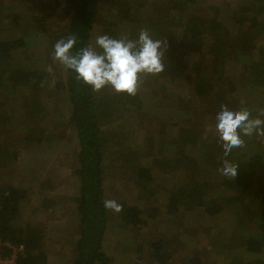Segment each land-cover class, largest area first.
<instances>
[{
	"label": "trees",
	"instance_id": "obj_1",
	"mask_svg": "<svg viewBox=\"0 0 264 264\" xmlns=\"http://www.w3.org/2000/svg\"><path fill=\"white\" fill-rule=\"evenodd\" d=\"M150 1L0 0V57L8 58L11 63L8 86L33 83L29 78L34 73H28L29 76L24 74L22 63L25 62L18 61L14 53L24 51L35 36L48 37L54 46L58 40L75 35L77 42L72 49L74 55L83 48L91 47V33L100 17L102 3L106 2V9L111 8L109 14H106L108 33L113 32L114 39H130L134 33L133 20L138 21L139 26L146 24L154 35L152 38L162 42V60H168V66L156 76L175 83L179 77L188 73L187 83L190 88L188 94L174 95L184 102L177 113L179 121L172 123V130L177 129L181 136L173 140V136L164 134L167 124L159 123L160 127L157 125L156 129H159L160 134L155 139L153 136L156 130H153L148 133L147 139L150 140L144 147H137L134 151L128 145V150L123 151L121 147L124 144L121 143L124 134H118L115 130L117 127L113 128L111 124L124 119L126 129L130 132L137 128L131 120L139 115L141 121L144 117L152 119L153 112L150 113L145 107L138 92L134 96L118 94L111 86L95 92L83 82L77 81L74 72L65 69L66 82L62 87L71 105L68 126L74 129L77 141L76 167L71 172V177L77 181L75 194L66 198L67 203H64L62 197H55L56 189L51 184L57 177L53 179L47 175L30 182L32 190L25 184L14 185L9 180L6 184L0 183V238L12 244H23L26 251L25 256L18 257L15 264H48L49 257L45 249L46 225L33 224L21 218L26 208L34 204V200L38 201V206L33 209L36 213L43 211L48 215L58 205L64 206V216L71 218L76 239L70 251L69 264H112L114 259L105 251L110 217L109 210L103 207L106 199L104 181L108 176L115 175L117 169L124 168L125 164L120 161L129 156L128 151L132 150L137 163H141L147 157H152L154 141L160 148L168 139L176 150L175 156L162 165L163 171L169 169L173 177L180 172L183 174L181 173V178L175 179L179 184L172 191L166 210L176 212V208L183 205L194 213L218 217L225 210L222 199L232 203L239 200L234 213L246 212L253 226L249 224L251 220L238 225L239 232H243L240 235L239 249L237 255L229 253V257L224 258L225 264H264V139L245 137V143L252 142L258 147L249 151L248 155L242 152L229 159L238 165L237 175L231 179L223 177L218 171L221 166L215 161V143H211V149L206 147L202 139L203 133L197 129L206 114L210 113L209 119H215L222 104L231 110L242 106L264 108V105L258 107V101L241 103L239 100L240 94L244 92L256 95L261 94L258 92L264 89V44L260 45L258 41L264 38V0H212L209 3L212 16L205 17L190 10L199 8L202 3L207 4L209 0H153L155 4L151 10L149 7L146 9ZM221 8L228 9L225 11L226 19L219 17ZM207 34L215 39L209 45L210 49L205 51L202 43ZM133 35L136 40L138 35ZM228 56H233L243 70L237 80L231 78L230 73L225 70ZM204 58L208 61H204ZM203 68L205 75L201 71ZM152 88L155 89V86ZM38 98L34 95L29 99V108H43ZM202 111L206 113L199 117ZM183 112L189 118H196L198 123L191 124L190 127L182 117ZM255 114L253 111V115ZM107 127H111V130ZM24 136L23 140L28 143L44 141L42 134L38 136V133L31 130H26ZM7 139L8 137L4 139L0 134V181L9 161L12 160L13 163L20 156V152L16 151L15 141ZM215 140L219 144L218 138ZM115 145L122 151L114 149ZM240 150L241 148L236 149V152ZM219 151L223 152L221 147ZM128 167L130 173L136 176L141 194L146 195L139 198L147 200L155 192L150 184L154 182L151 177L153 165ZM248 167L250 172L247 176L244 172ZM208 171L218 173L213 183L205 176ZM255 188L258 190L254 193ZM130 195L132 196L131 193ZM252 195L258 205L256 208H260L257 211L252 210L248 201ZM120 204L123 205V210L116 216L120 218L122 227L127 228L126 231L148 228V221L143 219V213L147 212L148 207L131 205L127 198L121 200ZM260 213L263 218H258L260 225H257L253 221L257 220ZM232 226L233 229L236 228L235 225ZM140 249L135 256V264L174 262L173 248L166 238L161 237L149 243L147 259ZM4 253L7 254V250ZM211 253L215 257L219 255L215 251ZM209 262L198 255H190L184 264H210ZM214 264L218 262L215 261Z\"/></svg>",
	"mask_w": 264,
	"mask_h": 264
},
{
	"label": "rangeland",
	"instance_id": "obj_2",
	"mask_svg": "<svg viewBox=\"0 0 264 264\" xmlns=\"http://www.w3.org/2000/svg\"><path fill=\"white\" fill-rule=\"evenodd\" d=\"M142 1V0H140ZM212 0H209L208 3L200 4V7L197 9L191 8V12L200 15V17L205 16H212L211 13L213 11L209 10V3ZM155 2L151 0L148 5L146 6L148 9L151 10L154 7ZM106 2L102 3V10H100V17L95 25V39L99 35H108L111 38H114L113 33H108L107 24H106V14H109L111 8L106 9ZM220 14L224 19L227 18L225 11L228 9H219ZM110 21V19H108ZM133 34L138 35L141 30L147 29L150 36L152 37V31L150 28L147 27L146 24L144 26H139L138 21L133 20ZM132 29V27L130 28ZM119 33V32H115ZM130 37L131 40H135L134 35ZM95 39L93 41L92 47L97 51L99 48L95 46ZM138 39V38H137ZM214 37H211L207 34L206 38L203 41V50L208 51L209 45L214 41ZM259 44H264V38L258 39ZM102 51V50H101ZM233 56H228V60L225 63V70L228 73H233L231 67L237 65V62L234 61ZM164 68L168 66V60H162ZM220 63V61H219ZM61 69L64 70L65 68L61 66ZM65 71V70H64ZM158 75V74H157ZM233 78L237 80L239 79V75H233ZM159 76V75H158ZM158 76H151L146 75L145 78L140 77L139 86H138V93L143 95L144 101H147V105L145 106L150 112L152 119L149 117H144L141 121V115L139 117L134 118L130 122L136 125V130L128 132L126 129L124 119H119L115 123L111 125L114 126L113 128L117 127L116 132L118 134H124L125 136H129L128 139H122L123 151L127 150V146L135 143L140 148L144 147L146 142H148L147 135L148 133L152 132L153 130H157L160 127L159 123L162 124L163 122L167 125L164 127L165 132L170 134H177L178 131L172 132V123H176L179 121L177 116L178 110L183 107L184 102L181 98H175L174 95H184L187 94L190 88L187 84V77L188 75L185 74L179 77L178 81L173 83L170 80H158ZM148 78V81H147ZM151 79H157L151 83ZM143 82L147 85L146 89L142 88ZM156 84L155 89H152L149 86ZM110 89V88H109ZM152 91V92H150ZM250 93V92H248ZM256 95H248L246 92L240 94L239 100L242 103L243 101H255L258 103V107L264 105V89L259 91ZM250 97V98H249ZM238 99V98H237ZM61 106H64L61 104ZM260 108V107H259ZM206 112L202 111L199 114V117H202ZM210 114V113H209ZM209 114H206L203 121H201V126L198 129L199 132L203 133L204 142L206 143V147L211 149V143H215L213 149L216 151V158L215 161L217 164L222 163V160L225 159L223 152L219 151L220 145L216 143L215 137L217 136L215 132V119H209ZM157 116L159 118H157ZM182 117L186 119L185 123L187 122L190 127L191 124H197L198 121L193 116L189 118V115L185 112L182 113ZM123 124V125H122ZM139 126H138V125ZM141 126V128H140ZM111 130V127H107V129ZM112 128V129H113ZM189 128V127H187ZM159 131V130H158ZM180 132V131H179ZM155 136L157 135L155 131ZM181 135H174V137L178 138ZM67 141L61 143L59 147L60 152L66 153L64 157V163L66 168L65 174L61 173V175H56L58 178L56 181H53L56 191L55 197H62L64 203L66 202L67 197H71L75 194L77 181L74 180L71 176V172L76 167V144L77 141L75 139V133H69L65 136ZM217 138V137H216ZM125 140V143L123 141ZM127 141V142H126ZM203 142V143H204ZM127 145V146H126ZM257 144L249 142L245 143V146L241 148L239 152H236V149L232 151V153L227 157L229 160L230 158H234L240 153L244 152L245 154H249V151L252 152L256 149ZM119 146L115 145L114 149H118L122 151ZM240 149V148H239ZM156 155H152V157H147L146 160L141 161L139 165L148 166L153 165L152 167V180L154 182L150 183L153 187L152 190L155 191L153 195H150V198L147 200L139 198L141 195L145 197V194H141L139 184L136 183V176L130 173L129 167L125 164L124 168H119L115 171V175L108 176L107 179L104 181V196L106 199H114L118 203L123 201L124 199H128L131 205L143 206L148 207L147 212L143 213V219L148 221V228L139 230V231H126L127 228H123L121 224L120 218L116 216V214L109 211L108 216L110 217L109 220V227H108V238L105 241V251L107 254L114 259L112 264H135V256L138 254L139 249L143 252L145 259H147V252L149 248V243L153 240L155 241L158 238L167 239L171 242V248L173 251V260L170 264H184L185 260L190 255H198L202 260L207 259L210 261V264H214L215 261L218 264H225V259L229 257V253L233 255H237L238 252V245L241 241V233L239 232L240 223L247 220H251L250 216L244 212L243 214H235L234 212L237 210L239 205V200L235 203L227 202L222 199V206L225 207L223 211V215L220 214L218 217H207L200 212L194 213L192 210H189L187 206H178L176 208V212L174 211H167L166 205L170 200V196L173 195L172 191L175 190V187L179 184L175 179L181 178V173L176 174L174 177L170 174L169 169L164 170L162 165L167 163V160L171 158V153L167 152L165 155L158 154V151L155 152ZM75 160V161H74ZM232 161V160H231ZM241 161V160H240ZM240 161L238 162L239 164ZM122 163V160L120 161ZM74 164V165H73ZM123 164V163H122ZM19 165L18 167H20ZM127 166V167H126ZM16 168L18 170L14 171L13 174L10 176L13 183L16 185L18 184H25L22 183V176L24 175V168ZM141 167V166H140ZM27 167H25L26 170ZM71 169V172L69 170ZM211 170V168H209ZM249 167L246 168L244 174L247 173L249 175ZM26 173V172H25ZM67 173V174H66ZM27 174V173H26ZM25 174V175H26ZM183 174V173H182ZM218 173L208 171L205 175L208 177L209 181L213 183V180L216 178ZM264 172L262 174V177ZM55 176V177H56ZM9 179V177H8ZM54 179V177H53ZM5 180V179H4ZM31 190V183L25 184ZM258 190L255 188L254 193ZM213 191H216L213 189ZM132 194V196L130 195ZM131 196V197H130ZM51 195L50 198L51 199ZM130 197V198H129ZM253 195L251 198H248L249 204L252 207L253 211H257L260 208L255 203L256 200H253ZM152 199V201H151ZM33 205L26 208L23 212V216L21 218L24 221H30L33 224H43L48 221L46 225V241H45V249L48 253V264H69L70 261V251L72 248V244L76 239V230L71 225L70 217H65V208L64 206H58L54 208L53 213L51 215H46L43 211L36 213L33 209L38 206L37 200L33 201ZM173 209V208H172ZM254 216V215H253ZM258 218H263V214L260 213L257 215V220L253 221L257 225ZM249 224H252V220ZM235 225V229L233 226ZM253 226V224H252ZM245 233V231H244ZM161 235V236H159ZM214 244L215 246H212ZM233 246V248H231ZM180 249V251H179ZM219 253L218 256H213L211 252ZM225 258V259H224ZM59 259V260H58ZM61 261V262H60Z\"/></svg>",
	"mask_w": 264,
	"mask_h": 264
},
{
	"label": "crops",
	"instance_id": "obj_3",
	"mask_svg": "<svg viewBox=\"0 0 264 264\" xmlns=\"http://www.w3.org/2000/svg\"><path fill=\"white\" fill-rule=\"evenodd\" d=\"M95 33L94 27L93 33H91V47L95 39ZM153 36L154 35H152V37ZM35 37L36 38L27 45L24 51L22 50L14 53V57L18 61H21L22 63V60H24L25 62L22 63L23 73L28 76V73H34L29 78V80H33V83L27 84V82H25L16 85L11 84L8 86L7 82L9 81L8 77L10 74L11 63L8 58L4 59L3 57H0V134L4 137V139L8 137L7 140L10 142L11 140L15 141V145L17 146L16 151L20 152L18 159L13 163L12 160H10L9 165L6 166L5 171L2 173L0 183L3 182L4 184H6L8 180H11L12 176H10V174L12 175L14 171L18 170L16 168L19 165L21 166L18 168H24L22 183L25 184H27V182H32L36 178L41 179V177H45L46 175L51 178L56 175L60 176L61 173L65 174L64 172L67 167H64V157L66 153L60 152L59 147L61 146V143L67 141L65 136L68 132H73V134L75 133L74 129L68 126L71 105L68 101L67 93L62 87V84H65L66 82L65 69H61L62 65L58 61H53L54 46L51 44L50 39L41 35ZM167 38H169V35ZM99 51H101V49H99ZM203 60L208 61L207 58H204ZM18 65L21 67L20 64ZM49 65L53 68V72L51 74L47 71ZM231 70L233 72L231 74L233 75L243 74V70L240 66H238V64L231 67ZM201 71L205 75L204 68ZM210 71H213V69H210ZM185 74L189 75L188 73ZM231 74L229 76L232 78L233 76ZM145 76L146 75H143L142 78H145ZM159 79L160 78H158V80ZM155 80L157 79H151V83L149 85L153 84ZM161 80L163 79L161 78ZM140 83H142L143 89L147 88L145 83ZM156 84L157 83L152 86L148 85V87H156ZM138 94L144 101L143 95L141 93ZM34 95L39 97L38 100L42 103V109H35L33 107L29 108L31 105L29 99ZM147 103V101H144L145 106ZM61 104L64 106H61ZM27 124L29 125L27 126ZM26 130L38 133V136L42 134L44 141L41 143L26 142L23 140V138L26 137L24 136V132ZM158 130L159 129L156 130V136L160 134ZM172 131L176 132L178 130L174 129ZM164 134L169 135L165 132V129ZM177 134L179 135L181 132L178 131ZM177 134H170L169 137L173 136L172 138L174 140L176 139L174 135ZM29 135L33 136L32 134ZM156 136L154 134L153 139H155ZM128 137L129 136H125L124 139L127 140ZM158 145L159 144L154 141L153 155H156L155 152L157 150L158 154L165 155L167 152H170L171 157L175 156L176 148L170 143L169 139L166 144H162L160 148H158ZM129 146H131V149L133 148L134 151L137 147H139L135 143ZM133 154L134 152H132V150L130 152L128 151L127 155L129 156L121 159L122 163L130 167L139 165L140 162L137 163V159H135V155ZM25 167H27L26 170ZM69 172H71V169ZM10 182L16 185L12 181ZM18 185L23 184L20 183ZM52 213L53 212H50L48 215H51ZM47 224L48 221L44 223V225ZM40 225L43 224L41 223Z\"/></svg>",
	"mask_w": 264,
	"mask_h": 264
},
{
	"label": "clouds",
	"instance_id": "obj_4",
	"mask_svg": "<svg viewBox=\"0 0 264 264\" xmlns=\"http://www.w3.org/2000/svg\"><path fill=\"white\" fill-rule=\"evenodd\" d=\"M76 42L75 35L58 40L54 45L53 61L74 72L77 81L95 92L111 86L118 94L134 96L141 75H157L164 71L162 42L154 40L147 29L141 30L136 40L99 35L95 39V46L102 50L100 52L88 47L74 55L72 49ZM47 71L50 74L53 72L51 65ZM215 132L225 157L218 171L223 177L234 179L238 165L227 157L234 149L245 146V137L264 139V108L242 106L231 110L222 104L215 117ZM103 207L114 214L123 210V205L114 199H105Z\"/></svg>",
	"mask_w": 264,
	"mask_h": 264
},
{
	"label": "built area",
	"instance_id": "obj_5",
	"mask_svg": "<svg viewBox=\"0 0 264 264\" xmlns=\"http://www.w3.org/2000/svg\"><path fill=\"white\" fill-rule=\"evenodd\" d=\"M6 250L8 254L4 253ZM25 252L23 244H12L0 238V264H15L18 257H24Z\"/></svg>",
	"mask_w": 264,
	"mask_h": 264
},
{
	"label": "bare ground",
	"instance_id": "obj_6",
	"mask_svg": "<svg viewBox=\"0 0 264 264\" xmlns=\"http://www.w3.org/2000/svg\"><path fill=\"white\" fill-rule=\"evenodd\" d=\"M8 254V253H7ZM59 260V259H58ZM61 262V261H60ZM59 264V263H58Z\"/></svg>",
	"mask_w": 264,
	"mask_h": 264
}]
</instances>
